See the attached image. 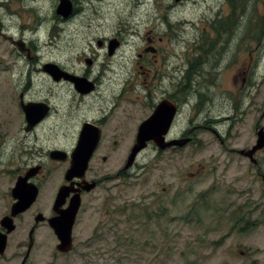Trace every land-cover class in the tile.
Wrapping results in <instances>:
<instances>
[{"label":"rangeland","instance_id":"obj_1","mask_svg":"<svg viewBox=\"0 0 264 264\" xmlns=\"http://www.w3.org/2000/svg\"><path fill=\"white\" fill-rule=\"evenodd\" d=\"M71 1L73 13L62 18L55 13L58 0H0V30L5 32L0 34V51L14 49L7 36L31 38L40 60L58 57L75 63L81 52L101 56L107 40L116 38V57L133 61L125 72L138 83L140 94L141 83L155 72L161 77L157 70L164 69V59L174 52L192 64L177 72V83H191L205 93L209 85L218 99L225 89L230 104L245 103L246 116L231 133L239 137L231 143L240 147L249 141L260 103L264 130V0ZM38 9L45 22H36ZM151 44L158 50L154 57ZM249 63L256 64L255 74L243 73ZM68 102L76 104L72 97ZM197 131L199 147L159 152L150 144L138 153L113 193L119 206L113 223L90 205L73 230L70 252L59 253L40 229L26 264H264L262 187L248 176L239 179L240 170H215L212 139L205 130ZM123 159L120 152L119 167ZM197 169L199 175L193 177ZM233 175L240 182H233ZM5 187L0 176V214L6 209ZM21 234L22 226L10 233L0 264H19L15 243ZM243 249L249 254H240Z\"/></svg>","mask_w":264,"mask_h":264},{"label":"flooded vegetation","instance_id":"obj_2","mask_svg":"<svg viewBox=\"0 0 264 264\" xmlns=\"http://www.w3.org/2000/svg\"><path fill=\"white\" fill-rule=\"evenodd\" d=\"M56 7L55 13L59 14ZM221 27L225 28V25ZM25 30L29 31L28 28ZM23 31L19 33L22 35ZM15 39L20 41L22 49L7 38L14 49L0 51V176L2 185H6L3 188L6 209L1 210L0 222L3 217H10L14 224L11 232L22 226L21 240L15 243L18 248L15 257H21L19 264L27 263L40 229L55 241L56 248L58 240L48 221L69 207L76 198L79 199V206L72 227V241L80 215L90 205L98 208L97 214L101 218L110 219L113 223L119 207L117 195L113 193L120 179L129 175L133 167H123L126 156L134 147L140 124L152 117L158 107V122L153 126L156 130L147 131L143 136H159L157 131L166 130L162 135L165 141L184 139L185 142L160 149L149 140L146 147L151 144L159 152L180 149L185 145L199 147L200 131L197 130H205L214 144L211 160L215 170H240L239 179L248 176L262 187L264 194V143L254 149L259 130L263 129L262 103L254 109L258 118L253 120L249 141H243L238 147L235 142L231 143V138L236 139L239 134L232 137L231 133L236 128L235 124L238 126V122L246 116L245 103L230 104V93L225 89H221L223 98L218 99L209 85L205 93L192 89L191 83H177L180 79L176 77L177 72L181 74L183 68H187L186 63L191 68L192 64H188V59L179 60L174 52L164 59V69L157 70L162 71L161 77L155 72L148 77V82L141 83L140 94L135 87L138 83L125 72L126 66L128 69L133 61L124 58L121 61L116 57L120 44L116 38H111L118 42L112 53L107 48L109 39L101 56L81 52L75 63L58 57L40 60L37 56L40 51L35 49L31 38ZM97 42L101 45L100 40ZM149 52L154 57L158 50L151 44ZM79 58L81 61H78ZM48 63L53 66H48ZM255 65L249 63L243 73L255 74ZM141 69V74L148 75L145 68ZM76 77L84 80L83 88L74 82ZM167 78L171 81L175 79L173 83L164 84L163 80ZM71 97L76 104L68 102ZM90 113L94 116L92 119L86 117ZM76 123L78 127L73 133ZM86 127L88 130L84 131ZM83 137H87L90 144L96 138L85 169V153L78 157L72 155ZM87 150L84 148L83 152ZM120 152L122 157L124 155L121 167L118 165ZM198 166L199 163L196 168ZM191 175H199L198 169ZM239 179L237 175L231 178L233 182H240ZM222 180L225 181V178ZM61 188L64 193L58 197ZM17 201L25 204L12 215V205ZM97 230L98 225L93 233ZM0 232L7 233V248L11 232H7L1 223ZM22 248L23 254L20 252ZM4 253L0 254V258Z\"/></svg>","mask_w":264,"mask_h":264},{"label":"water","instance_id":"obj_3","mask_svg":"<svg viewBox=\"0 0 264 264\" xmlns=\"http://www.w3.org/2000/svg\"><path fill=\"white\" fill-rule=\"evenodd\" d=\"M72 10V4L70 2V0H59V3L56 7V12L63 15V16H67ZM20 41H14V44L17 45L18 49H22L21 48V44L19 43ZM118 42L114 39H110L108 42V51L110 53H112L114 51V49L117 47ZM48 66H53L51 65V63L47 64ZM74 82L81 88H83L85 86V82L82 78L76 77L74 78ZM159 113V107L156 110L155 114L150 117L149 119H147L146 121L142 122L139 126V130H138V136L136 138V143L134 145V148L132 149L130 155L128 156L127 159V163L125 165V168L128 167L133 159L136 156V153L143 147L145 146V142L148 140H152L154 142V144L159 147L160 149H163L165 147L171 146V145H182L185 141L183 140H169V141H165L164 138L162 137V135L165 133L166 130H163L162 132L157 131V134L159 136H143L147 131H153L156 130L153 128L154 125L157 124L158 116ZM30 121V120H29ZM32 122V121H31ZM30 122V123H31ZM149 127V128H148ZM148 130H147V129ZM88 127H86L84 129V131H87ZM263 129L260 128L259 130V138L257 141V145L254 146V149L257 147H261L264 143V133ZM90 140L87 137H83L78 141V144L75 148V150L73 151L72 155L75 157H78L79 155H83L84 153V160H83V167L85 169V167L87 166V161L90 157V154L92 153V149H93V145L96 143V138L92 139V143L90 144L89 142ZM260 143V144H259ZM86 145V146H85ZM84 148H87L88 150L86 152L84 151ZM63 188L60 189L59 193H58V197L62 196L63 194ZM74 202L69 204V207H67L66 209H64L63 211H61L59 213V215L54 216L52 218L49 219V225L51 226V228L53 229L57 239H58V244L56 245V249L59 252L65 253L68 252L72 249V237H71V229H72V225L74 222V217L76 215L78 206H79V199L76 198V200H73ZM58 203V201H57ZM23 201H17L13 206H12V215H14L17 211H19L22 206H23ZM3 227H5L7 229V232H10L14 225L12 224V220L9 217H3L1 222ZM6 237H7V233H1L0 232V254L4 253L5 247H6Z\"/></svg>","mask_w":264,"mask_h":264},{"label":"bare ground","instance_id":"obj_4","mask_svg":"<svg viewBox=\"0 0 264 264\" xmlns=\"http://www.w3.org/2000/svg\"><path fill=\"white\" fill-rule=\"evenodd\" d=\"M181 23H185V24H186V23H187V21H183V22H181Z\"/></svg>","mask_w":264,"mask_h":264}]
</instances>
